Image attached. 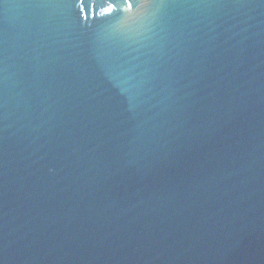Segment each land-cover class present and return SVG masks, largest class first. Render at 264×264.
I'll return each mask as SVG.
<instances>
[{"label":"water","instance_id":"1","mask_svg":"<svg viewBox=\"0 0 264 264\" xmlns=\"http://www.w3.org/2000/svg\"><path fill=\"white\" fill-rule=\"evenodd\" d=\"M0 264H264V0H0Z\"/></svg>","mask_w":264,"mask_h":264},{"label":"snow or ice","instance_id":"2","mask_svg":"<svg viewBox=\"0 0 264 264\" xmlns=\"http://www.w3.org/2000/svg\"><path fill=\"white\" fill-rule=\"evenodd\" d=\"M112 9H108V11H111Z\"/></svg>","mask_w":264,"mask_h":264}]
</instances>
